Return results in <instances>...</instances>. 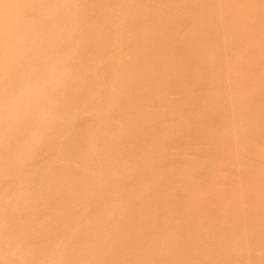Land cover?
I'll use <instances>...</instances> for the list:
<instances>
[{"label":"bare ground","instance_id":"bare-ground-1","mask_svg":"<svg viewBox=\"0 0 264 264\" xmlns=\"http://www.w3.org/2000/svg\"><path fill=\"white\" fill-rule=\"evenodd\" d=\"M0 264H264V0H0Z\"/></svg>","mask_w":264,"mask_h":264}]
</instances>
